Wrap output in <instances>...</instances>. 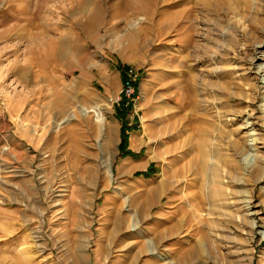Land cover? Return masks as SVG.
<instances>
[{
	"label": "rangeland",
	"instance_id": "1",
	"mask_svg": "<svg viewBox=\"0 0 264 264\" xmlns=\"http://www.w3.org/2000/svg\"><path fill=\"white\" fill-rule=\"evenodd\" d=\"M224 1L184 35L172 0H0V264H264V0Z\"/></svg>",
	"mask_w": 264,
	"mask_h": 264
},
{
	"label": "bare ground",
	"instance_id": "2",
	"mask_svg": "<svg viewBox=\"0 0 264 264\" xmlns=\"http://www.w3.org/2000/svg\"><path fill=\"white\" fill-rule=\"evenodd\" d=\"M206 1H208V3L211 1V0H206ZM213 1H215L216 2V5H218V6H223V5H225V1L224 0H213ZM239 0H237L236 2H238ZM193 2V3H192ZM194 2H195V0H172V3H173V6H175V8L176 7H181L182 8V10L179 12V13H176L173 17H174V19H175V26L174 27H176V30H180V29H183L184 31H186L185 32V34L184 35H186L187 33H189L190 34V32H191V25H190V23H192L191 22V19H192V12L194 11L193 9H191V8H183V7H185L188 3H192V4H194ZM196 3V2H195ZM236 4V3H235ZM232 5H233V3H232ZM226 6V5H225ZM182 21V22H181ZM192 27H195V26H192ZM173 28V27H172ZM194 30V29H193ZM175 31V30H174ZM193 32V31H192ZM191 41V40H190ZM189 43V42H188ZM197 43V42H196ZM194 46H196V44L194 45ZM187 77V76H186ZM187 78H189V77H187ZM187 78H186V80H187ZM186 83H187V81H186ZM198 84V83H197ZM190 86H191V83H190ZM190 86L188 85V83L185 85V88H186V90H187V92H188V99H187V101L189 102V104H191V106L193 107V110L194 111H196V112H198V114H199V120H198V118H197V120H198V123H199V121H200V119H201V121L200 122H202L206 117V113L208 112H206L205 111V107H204V104L206 103V100L204 101L203 100V98L205 99V97L203 96V98L201 99V98H199L198 99V97H197V95L196 94H198V92L196 91V94L190 89ZM197 86V85H196ZM201 86H203V85H201ZM202 88V87H201ZM196 89H197V87H196ZM201 90V89H200ZM203 93V92H202ZM198 95H200V94H198ZM202 95V94H201ZM89 97V95H86V98H88ZM203 105V106H202ZM207 107V106H206ZM192 109V108H191ZM207 109H209L208 107H207ZM194 113V112H193ZM195 114H197V113H195ZM197 114V115H198ZM194 115V114H193ZM196 115V116H197ZM205 121V120H204ZM204 121H203V123H204ZM210 122V121H209ZM202 123V124H203ZM202 124H200V126H198V131H199V133L200 134H204V133H206V132H208L209 130L211 131V130H213V131H217V126H214L213 124H209V126H207V127H204V126H202ZM199 134V135H200ZM254 141V140H253ZM199 146H201V145H199ZM106 165V164H105ZM87 180H88V183L90 184V185H92L93 187H98V170L96 169V167H95V165H93L89 170H88V172H87V178H86ZM213 189V188H212ZM203 190V189H202ZM210 191V190H209ZM48 194H50V196L49 197H51L52 195H53V192L52 191H50V190H48V189H46L45 190V195H48ZM213 196V195H212ZM204 197V196H203ZM214 198V197H213ZM213 198H210L211 199V211L209 212V213H211V214H213L214 212H216V209L213 207L214 206V199ZM48 199V198H47ZM209 199V198H208ZM209 199V200H210ZM213 200V201H212ZM204 201V200H203ZM203 201H200L201 202V205H204L203 204ZM208 201V200H207ZM119 225V227H120V224H118ZM43 246V245H42ZM45 246H47V245H45ZM79 246V245H78ZM43 248V251H45V250H47V247H42ZM78 248H80V247H78ZM79 252H81V251H79ZM78 252V256H79V254H81V253H79ZM83 252V257L82 256H80L79 257V259H75L79 264H90V262H88V259H87V254H86V250H83L82 251ZM185 252V251H184ZM76 254V253H75ZM194 247H192L191 248V251H189V256L191 257V260H192V263L194 262ZM76 257V256H75ZM160 258H162V259H165L164 257H161V256H159ZM182 257V256H181ZM181 257H180V262H182L183 260V258L181 259ZM179 258V257H178ZM179 260V259H178ZM186 260V259H185ZM186 261H188V260H186ZM190 262V261H189ZM181 264H186V263H184V262H182ZM189 264V263H188Z\"/></svg>",
	"mask_w": 264,
	"mask_h": 264
},
{
	"label": "built area",
	"instance_id": "3",
	"mask_svg": "<svg viewBox=\"0 0 264 264\" xmlns=\"http://www.w3.org/2000/svg\"><path fill=\"white\" fill-rule=\"evenodd\" d=\"M137 75L133 73V71H129L127 74L126 81L123 85V89L121 91L122 98H118L116 102L121 104L125 101V106L135 101L137 98V91L135 87V82L137 80Z\"/></svg>",
	"mask_w": 264,
	"mask_h": 264
},
{
	"label": "trees",
	"instance_id": "4",
	"mask_svg": "<svg viewBox=\"0 0 264 264\" xmlns=\"http://www.w3.org/2000/svg\"><path fill=\"white\" fill-rule=\"evenodd\" d=\"M120 108L123 110V108H124V110H123V112L125 111L127 114L130 112V110H132V105L130 106L129 105V107H126L125 106V101L121 104V106H120ZM126 109V110H125ZM126 142V137L124 136V133H123V143H125Z\"/></svg>",
	"mask_w": 264,
	"mask_h": 264
}]
</instances>
